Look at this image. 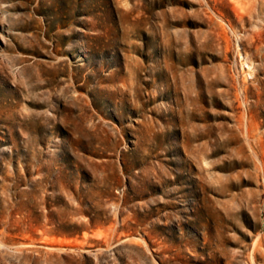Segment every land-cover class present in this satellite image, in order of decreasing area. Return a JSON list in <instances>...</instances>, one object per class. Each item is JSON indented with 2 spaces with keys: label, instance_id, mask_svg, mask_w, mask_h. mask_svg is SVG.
Here are the masks:
<instances>
[{
  "label": "rangeland",
  "instance_id": "obj_1",
  "mask_svg": "<svg viewBox=\"0 0 264 264\" xmlns=\"http://www.w3.org/2000/svg\"><path fill=\"white\" fill-rule=\"evenodd\" d=\"M0 264H264V0H0Z\"/></svg>",
  "mask_w": 264,
  "mask_h": 264
}]
</instances>
